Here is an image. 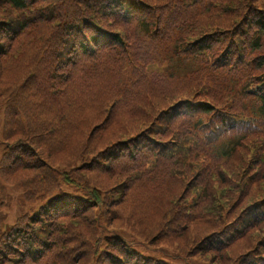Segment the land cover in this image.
<instances>
[{
  "label": "trees",
  "instance_id": "trees-1",
  "mask_svg": "<svg viewBox=\"0 0 264 264\" xmlns=\"http://www.w3.org/2000/svg\"><path fill=\"white\" fill-rule=\"evenodd\" d=\"M253 97L264 114V0H0L2 141L21 144L0 178L33 171V201L58 172L51 213L5 233L0 264L10 253L17 264H104L110 251L132 264L130 247H146L111 228L126 211L137 236L157 225L177 232L164 241H193L186 264H264V216L251 212L264 196L248 190L264 171L252 177L247 164L260 165L251 155L263 141L231 139ZM61 183L75 190L54 193Z\"/></svg>",
  "mask_w": 264,
  "mask_h": 264
},
{
  "label": "rangeland",
  "instance_id": "rangeland-1",
  "mask_svg": "<svg viewBox=\"0 0 264 264\" xmlns=\"http://www.w3.org/2000/svg\"><path fill=\"white\" fill-rule=\"evenodd\" d=\"M21 73L26 74L24 70ZM4 121H5L4 112L3 110L0 109V166L4 156L8 153L9 148L11 147V149H15V148H19L21 145L19 143L18 144L15 143L19 141L17 137L10 140L9 143H5V144L3 143L2 134L4 131L3 127L5 126ZM248 126L253 131L259 132L260 134H264V124L252 120L250 123H248ZM32 151L34 153L35 149H32ZM18 153L21 155L22 152L18 149ZM60 158H64V157H60ZM38 162L42 163V160L39 158ZM256 168L257 167L253 169V172L256 170ZM11 176H12V179L10 180L11 186L5 184L3 180H1L0 178V248L4 247V241L2 239L4 237V234L5 233L9 234V231L19 222V220L23 216L27 214H30V216L32 215L35 216L36 215L35 211L38 210H39L38 214L41 213V209L43 208L42 205L46 204L45 202L46 199L48 200L50 198L51 194L53 193V187L56 186L55 183L58 180V172L53 171V177H52L53 184H48L43 186L40 191L31 190L29 194L34 198V200L29 201L26 197V191L28 190L29 184L35 183L37 181V178L33 174V171L25 170L16 173H11ZM108 179L109 182L105 184L104 190L106 191V189H108L111 191H115L116 188L114 186L119 184L120 182L119 179L117 178L112 179L109 177ZM60 188L63 189V191H69V192H71V189H74L73 187H67L61 183L60 187H55L54 193L58 192ZM263 188H264V184L262 183H260L259 185H250L248 190L258 194V195L257 194L253 195L252 193H250L252 199L255 196L256 197L259 196V198L264 196V191L262 190ZM100 191L103 190L101 189ZM38 199H42V200L37 201ZM24 201H26L27 203H31L35 201L37 202L32 204L33 206H31L30 208H25ZM129 215H128V211H126L125 213H123V216L122 217L119 216V220H117L118 216L113 214V218H111V223L113 225H111L112 227L111 226L110 227L111 228L119 227V233H122L127 238L133 236L135 240H137L139 243L143 244L146 247L143 248L146 254H150L151 256L154 257L156 256L157 259H161V260L165 258L170 264H186V258L184 256L187 257L186 253L191 252L192 250L194 251L193 241L192 243L191 242L188 243L187 239L184 237H174L170 240L164 241L163 239L164 236H176L177 232L174 230L165 231L157 225H155L151 230L149 229V232L145 230L144 235H141V237L137 236L128 231V228L130 226L127 223L128 221H130ZM94 220L96 219L94 218ZM107 225L108 224L105 225L104 223H96L95 227H97L98 236L101 232L104 233L103 235H111L103 227ZM82 226L88 227L87 225H82ZM89 227L92 229V226ZM80 228L81 227H79V229ZM84 232L87 237H91L90 230H86ZM8 256L9 259L8 257H4L5 263L3 264H17L16 257L12 253L8 254ZM189 263L208 264L201 257H194L192 259L189 258ZM218 263L219 261L217 260L215 264Z\"/></svg>",
  "mask_w": 264,
  "mask_h": 264
}]
</instances>
